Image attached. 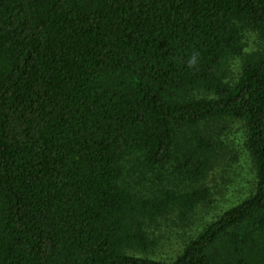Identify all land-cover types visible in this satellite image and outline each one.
<instances>
[{"label": "trees", "instance_id": "trees-1", "mask_svg": "<svg viewBox=\"0 0 264 264\" xmlns=\"http://www.w3.org/2000/svg\"><path fill=\"white\" fill-rule=\"evenodd\" d=\"M0 264H264V0H0Z\"/></svg>", "mask_w": 264, "mask_h": 264}, {"label": "rangeland", "instance_id": "rangeland-1", "mask_svg": "<svg viewBox=\"0 0 264 264\" xmlns=\"http://www.w3.org/2000/svg\"><path fill=\"white\" fill-rule=\"evenodd\" d=\"M237 66L238 62H235V67ZM234 134L237 143L240 142L239 138L244 136L241 125L235 127ZM240 164L243 170L236 164L233 165L232 171L228 173L215 171L209 178V184L214 194L213 204L203 210L204 220H210L247 198L253 188L254 181L244 158L241 159ZM185 230H189V227ZM179 234H183V230L172 222L168 226L164 225L159 229L157 238L159 246L154 253L157 259L168 261L178 255L181 249Z\"/></svg>", "mask_w": 264, "mask_h": 264}, {"label": "clouds", "instance_id": "clouds-1", "mask_svg": "<svg viewBox=\"0 0 264 264\" xmlns=\"http://www.w3.org/2000/svg\"><path fill=\"white\" fill-rule=\"evenodd\" d=\"M198 53L193 52V54L187 59V67L189 69L195 68L198 63Z\"/></svg>", "mask_w": 264, "mask_h": 264}]
</instances>
